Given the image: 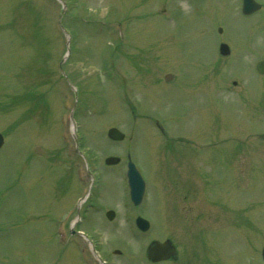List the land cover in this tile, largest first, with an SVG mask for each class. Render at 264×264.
<instances>
[{"label":"rangeland","instance_id":"rangeland-1","mask_svg":"<svg viewBox=\"0 0 264 264\" xmlns=\"http://www.w3.org/2000/svg\"><path fill=\"white\" fill-rule=\"evenodd\" d=\"M33 2L37 9L23 0H0V264H89L75 246H63L54 237L79 189L63 166L59 139L74 94L59 72L65 53L64 38L55 26L60 5L54 0ZM239 3L74 0L70 15L62 17L75 28L64 73L79 96L75 115L85 139L82 149L100 176L87 202L94 207L75 225L97 237L108 264H151L145 262L146 245L166 238L176 245L179 259L158 264H262L264 75H257L253 64L264 57V12L238 15ZM79 16L94 22H79ZM120 21L127 24L121 26V42L113 43L111 60L107 41L116 32L101 30ZM218 27L231 44L229 57L216 52ZM167 72L173 74L169 81L164 80ZM235 77L238 88L231 83ZM154 118L165 120L173 135L210 142L204 149L209 160L208 155L233 154V176L224 163L211 170L206 159L197 160L202 161L211 198L223 199L228 211L209 206L202 184L189 212L183 209L185 200L170 198L169 144ZM111 126L125 138L108 139ZM72 144L66 143L67 151ZM189 150L182 160L191 169L190 162L196 160ZM127 153L146 183L138 206L128 202L123 179ZM107 155L119 156L120 162L106 166L102 159ZM182 187L173 188L182 192ZM204 208L216 213L207 212L204 219L197 212ZM106 209L115 211L112 220L105 217ZM137 213L151 222L149 231L136 229Z\"/></svg>","mask_w":264,"mask_h":264},{"label":"water","instance_id":"water-1","mask_svg":"<svg viewBox=\"0 0 264 264\" xmlns=\"http://www.w3.org/2000/svg\"><path fill=\"white\" fill-rule=\"evenodd\" d=\"M257 6L258 5H256V4L253 7L251 5V9L252 8L255 9ZM248 8L250 9V4H248ZM221 52H223V53L227 52V48L225 45H221ZM108 135L111 136L112 138H115V139H120L123 136V134L120 133L115 128H110L108 131ZM0 142H1V136H0ZM106 162L107 163H115V162H117V158L116 157H109L106 159ZM135 195L137 197L140 196V189H138V188L135 189ZM107 215L111 218L113 216V212L109 211L107 213ZM144 223H142V221H138L139 226H141L142 228H145V226H146L145 225L146 223L145 224ZM171 254H174V247L170 244V242L168 240H166L162 243L155 241V242L151 243L147 249V256L149 258H151L152 260H159V259L167 258Z\"/></svg>","mask_w":264,"mask_h":264}]
</instances>
